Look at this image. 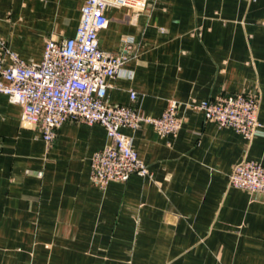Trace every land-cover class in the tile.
Segmentation results:
<instances>
[{
	"label": "crops",
	"instance_id": "crops-1",
	"mask_svg": "<svg viewBox=\"0 0 264 264\" xmlns=\"http://www.w3.org/2000/svg\"><path fill=\"white\" fill-rule=\"evenodd\" d=\"M84 3L0 0V36L40 61L48 38L76 33ZM106 16L100 47L128 40L136 54L109 79L107 101L149 116L177 101L187 119L176 135L124 128L150 175L102 189L90 178L109 142L102 125L67 121L47 144L1 95L0 264H264V194L230 184L239 161L264 164V127L248 140L186 106L251 94L264 126V0H149Z\"/></svg>",
	"mask_w": 264,
	"mask_h": 264
},
{
	"label": "built area",
	"instance_id": "built-area-1",
	"mask_svg": "<svg viewBox=\"0 0 264 264\" xmlns=\"http://www.w3.org/2000/svg\"><path fill=\"white\" fill-rule=\"evenodd\" d=\"M149 0H85L76 33L70 37H50L40 61L25 60L8 47L0 36V96L21 107L20 125L42 133L53 143L58 129L67 121L102 125L109 142L91 158V180L105 189L111 182H125L132 174L150 175V170L134 148L133 137L123 129L136 130L151 124L161 135H176L186 116L173 101L159 116H149L131 104L107 101L109 79L136 56L126 40L119 52L100 47L99 33L107 27L108 7L128 6L144 10ZM138 94L131 91V100ZM186 106L202 112L206 121L231 128L251 140L264 127L259 120V98L247 93L222 94L214 99L193 101ZM233 187L264 194V164L243 159L230 175Z\"/></svg>",
	"mask_w": 264,
	"mask_h": 264
}]
</instances>
